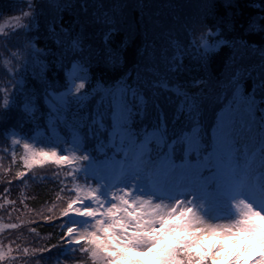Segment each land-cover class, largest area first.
Here are the masks:
<instances>
[{"label": "trees", "instance_id": "obj_1", "mask_svg": "<svg viewBox=\"0 0 264 264\" xmlns=\"http://www.w3.org/2000/svg\"><path fill=\"white\" fill-rule=\"evenodd\" d=\"M73 59L87 95L70 101L71 125L58 123V139L48 133L40 143L61 150L76 131L82 142L73 158L52 156L28 166L24 149L42 124L46 90L66 82ZM120 89L134 106L131 126L177 137L178 159L184 158V133L197 125L202 145L190 160L202 156L225 105L239 92L256 101L261 140L264 0H0V264H104L89 256L88 242L62 254V225L91 179L89 159L107 146ZM86 113L101 115L103 126L89 129ZM263 161L264 146L244 175L247 183ZM170 264L210 261L180 243Z\"/></svg>", "mask_w": 264, "mask_h": 264}, {"label": "rangeland", "instance_id": "obj_2", "mask_svg": "<svg viewBox=\"0 0 264 264\" xmlns=\"http://www.w3.org/2000/svg\"><path fill=\"white\" fill-rule=\"evenodd\" d=\"M81 83L82 79L71 77L69 90L54 95L64 109L69 94L74 100L83 95ZM238 96L236 102L226 105L203 159L198 163L179 161L165 181L157 175L159 161L166 153L150 158L152 142L163 147L161 134L157 130L143 133L144 143L141 149L136 147L138 135L127 126L130 107L118 99L110 142L117 141L116 149L123 150V176L114 189H109L106 182L119 159L111 155L94 162L90 174L96 182L81 187L73 205L74 228L71 225L69 236L71 232L77 238L90 235L91 258L105 264H170L179 242L204 247L203 255L211 259V264H245L248 252L252 253L249 250L255 248L253 238L262 248L249 263L264 264V258L258 261L264 257V197L258 199L254 185L245 184L239 176V172L250 173L248 164L260 151L257 107L254 98L240 92ZM49 104L55 107L52 101ZM50 127L58 137L56 127ZM197 132L195 127L187 134V152L199 140ZM79 143L80 134L76 133L63 149L48 151L40 144L38 134L25 146V163L31 166L61 151L64 157L68 153L73 158ZM205 166L210 170L204 172ZM259 166L260 172L251 182L264 179V161ZM221 207L232 213L225 214ZM84 214L89 219L80 221L79 216ZM214 239L222 245L217 247ZM233 242L237 243L235 249H231Z\"/></svg>", "mask_w": 264, "mask_h": 264}, {"label": "bare ground", "instance_id": "obj_3", "mask_svg": "<svg viewBox=\"0 0 264 264\" xmlns=\"http://www.w3.org/2000/svg\"><path fill=\"white\" fill-rule=\"evenodd\" d=\"M225 210V209H224ZM236 245H237V243H235V242H233L232 244H231V246H232V248L231 249H235L236 248ZM225 254V253H224ZM264 257H260V259L258 260V261H261V259H263Z\"/></svg>", "mask_w": 264, "mask_h": 264}]
</instances>
